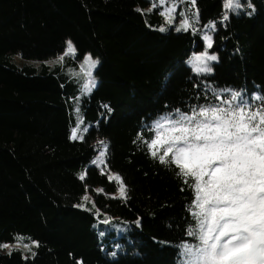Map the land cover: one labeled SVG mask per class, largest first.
<instances>
[{"label":"trees","instance_id":"obj_1","mask_svg":"<svg viewBox=\"0 0 264 264\" xmlns=\"http://www.w3.org/2000/svg\"><path fill=\"white\" fill-rule=\"evenodd\" d=\"M152 4L0 0V242L20 235L38 242L27 258L0 251V264H179L180 245L197 243L187 234L197 227L194 190L146 142L176 109L228 107L222 101L231 91L261 104L253 97L264 96V0H242L227 20L223 0H196L192 26L216 24L218 60L201 74L186 63L204 47L200 29L160 31L163 16ZM68 41L75 54L51 62ZM88 54L98 59V84L79 99L74 70ZM75 127L87 131L72 139ZM101 142L123 198L94 162ZM88 192L93 211L79 206ZM105 215L121 230H107Z\"/></svg>","mask_w":264,"mask_h":264},{"label":"snow or ice","instance_id":"obj_2","mask_svg":"<svg viewBox=\"0 0 264 264\" xmlns=\"http://www.w3.org/2000/svg\"><path fill=\"white\" fill-rule=\"evenodd\" d=\"M189 2L194 6L196 0ZM223 7V19L227 20L228 12L241 5L238 0H223ZM174 11V7L168 8L160 15L172 24ZM193 16L192 23H198V12ZM192 23L185 17L176 31H188ZM205 27L215 30L216 24L209 22ZM159 30L165 31L163 27ZM202 39L205 51L188 61L197 74L211 72L207 62L217 60L207 51L213 46L212 36L205 33ZM74 53L68 41L65 55ZM85 63L95 67L98 61L86 56ZM90 83L95 85L94 80ZM214 96L220 99L218 94ZM253 100L261 104L253 106L240 92L231 91L230 99L222 101L228 107L207 104L193 106L190 112L176 109L154 124V136L146 142L149 154L161 164L175 166V175L194 190L193 204L198 209L193 213L197 227L187 230L197 243L180 245L179 264H264V96H254ZM76 138L77 129H73L72 139ZM108 179L120 185L119 195L125 197L121 177ZM5 247L8 245L0 244V248Z\"/></svg>","mask_w":264,"mask_h":264},{"label":"rangeland","instance_id":"obj_3","mask_svg":"<svg viewBox=\"0 0 264 264\" xmlns=\"http://www.w3.org/2000/svg\"><path fill=\"white\" fill-rule=\"evenodd\" d=\"M239 4L241 5L242 7V0H238ZM153 3H156L159 7H160V11H166V9L168 8H175V11L172 12V17L174 18L173 19V23L172 24H168L167 23V16H163V23L162 25L160 26V28H164L165 30H169L170 27H172L173 25H179L182 20L187 17L189 19V22L192 23V21L195 19V17L193 16L194 13H197L198 10H197V7H196V4L193 6L189 0H165V2L163 4L160 3V0H153ZM152 5H150L149 8H152L151 7ZM239 7L238 9H236V12L239 11V9L241 8ZM226 11V10H225ZM230 12V11H229ZM229 12H228V15H229ZM180 13H184L185 15L184 16H181ZM192 24H195V23H192ZM193 27V26H192ZM216 28V27H215ZM193 29L196 31L197 29H200L198 33L201 34V37L207 33L209 35L212 36L213 38V33H212V30L205 27L204 26H200L199 24L198 25H195L193 27ZM73 45V44H72ZM68 46V45H67ZM74 46V45H73ZM67 51V47L65 49V51L63 53H61L60 55H58L57 57L51 59V62L53 63H60V62H63L66 60V58L68 57H72L74 54H69V55H65ZM205 51V42H204V47L201 51H196L194 52L190 58L194 55V54H199L201 52ZM208 53L210 55H215L216 54L210 49H207ZM76 52V51H75ZM86 56H91V58L94 60V61H98L97 58H94L92 55L88 54ZM85 56V57H86ZM60 57H63V60H60L59 58ZM217 57V56H216ZM189 58V59H190ZM14 59L15 61L17 62H20L22 60H24L21 56L19 55H15L14 56ZM189 59L186 61L187 65L188 64V61ZM217 60H218V57H217ZM217 60L215 61H208L207 64L208 66L212 69L213 71V62H216ZM98 63L96 64L95 67H89L88 64L85 63V58L78 64L77 68L74 70V73L75 75L79 78V82L81 84V90L79 91V99H82L84 96H88L92 90L97 86L98 84V80L96 79L95 75H94V72H95V69L97 67ZM190 66V65H189ZM191 67V66H190ZM192 68V67H191ZM211 71V72H212ZM91 72V76L88 75V73ZM94 80L95 81V85L92 86V84L90 83V81ZM87 85L88 87L85 88L84 86ZM79 101V100H78ZM77 112V115L79 117V111L76 110ZM77 119H81V118H77ZM73 129H77V136H81V134H83L85 131V127L84 128H81V127H75V128H72V131ZM72 131H71V137H72ZM106 149L107 147L104 146V143L102 144V146H100V149L98 150V154L96 155L95 159H94V162L101 168L103 169L102 171L108 173V176H112V175H117L115 173H112L110 172L109 170H107L106 166H105V154H106ZM101 153H103V156L101 157ZM122 180V179H121ZM123 183V182H122ZM120 187V185H119ZM100 191V190H98ZM91 192V191H90ZM88 192L87 194L84 195L87 196V199L85 200L84 197L82 198L83 201L81 204H79V206L81 208H84V209H87V210H94L93 207L95 206L94 205V195L92 193ZM114 196H120L119 195V188L117 190V192L114 193ZM89 203L91 205H89ZM94 206H93V205ZM101 220H105L107 222V230H112V229H116V230H119L120 227H119V224L118 222L116 221H113V219L111 217H109L108 215H105V217H101ZM106 225V226H107ZM121 230V229H120ZM109 232V231H108ZM121 232V231H120ZM103 234L106 233V231L103 230L102 232ZM19 238H21L20 240H17V238L14 240V241H10V242H0V244H7L8 247H5V248H0V251H3V252H10V251H13V250H18L22 253V255L27 258V257H31L33 256V253H35L36 251V248H37V240L33 239V238H30V237H26L24 235H20L18 236ZM35 241L37 242V244H33L32 242ZM25 245H27V247H25Z\"/></svg>","mask_w":264,"mask_h":264}]
</instances>
